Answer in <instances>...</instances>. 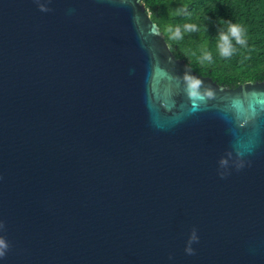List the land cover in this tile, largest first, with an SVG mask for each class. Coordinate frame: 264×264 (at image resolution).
Wrapping results in <instances>:
<instances>
[{
	"label": "water",
	"instance_id": "water-1",
	"mask_svg": "<svg viewBox=\"0 0 264 264\" xmlns=\"http://www.w3.org/2000/svg\"><path fill=\"white\" fill-rule=\"evenodd\" d=\"M0 252L264 264V80L198 74L141 0H0Z\"/></svg>",
	"mask_w": 264,
	"mask_h": 264
},
{
	"label": "trees",
	"instance_id": "trees-1",
	"mask_svg": "<svg viewBox=\"0 0 264 264\" xmlns=\"http://www.w3.org/2000/svg\"><path fill=\"white\" fill-rule=\"evenodd\" d=\"M141 1L198 74L230 86L264 80V0Z\"/></svg>",
	"mask_w": 264,
	"mask_h": 264
},
{
	"label": "clouds",
	"instance_id": "clouds-1",
	"mask_svg": "<svg viewBox=\"0 0 264 264\" xmlns=\"http://www.w3.org/2000/svg\"><path fill=\"white\" fill-rule=\"evenodd\" d=\"M241 43L243 42V41H240ZM196 239V237H195V235L193 236V240H195ZM188 253L189 254H191L192 252H193V249H191V248H189L188 250ZM3 255V253L2 252H0V256H2Z\"/></svg>",
	"mask_w": 264,
	"mask_h": 264
}]
</instances>
